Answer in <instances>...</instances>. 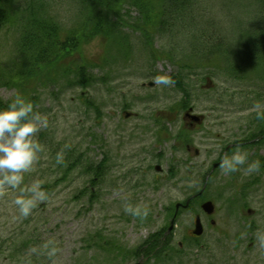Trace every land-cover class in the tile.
Listing matches in <instances>:
<instances>
[{"label":"rangeland","instance_id":"rangeland-1","mask_svg":"<svg viewBox=\"0 0 264 264\" xmlns=\"http://www.w3.org/2000/svg\"><path fill=\"white\" fill-rule=\"evenodd\" d=\"M21 1L23 6L32 4L62 35L75 34L85 25L92 30L97 10L105 9L95 6L92 13V3L86 0ZM196 1L192 9L179 11L181 23L163 31L151 29L145 12L132 0H123L113 11L119 18L108 16L109 40L97 37L82 44V59L92 78L85 89L70 85L78 80L71 75L65 83L59 79L55 86L31 90L38 98L35 111L48 118V128L37 134L45 151L32 170L23 173L20 187L0 196V264H22L29 257L32 264H264V249L256 239L257 232H264V160L251 174L244 171L247 165L232 173L215 171L207 177L202 198L189 212L181 211L173 230L165 233L170 244L163 246L159 234L168 229L175 204L201 189L200 178L218 161L229 138L240 139L250 125L248 118L255 112L245 108L264 104L262 67L257 62L251 67L243 53L261 1ZM15 38L14 32H1L0 62L14 70ZM213 38L219 43H211ZM173 77L180 80L179 90L174 81L158 83ZM16 92L1 87L0 99H14ZM179 102L205 118L197 133L180 128L183 112L178 116L170 109ZM124 112L131 115L125 118ZM258 121L254 126L264 133V122ZM177 137L191 140L199 156L187 155L179 141L175 143ZM61 150L64 163L57 164ZM245 151L249 163L264 157V146ZM102 160L101 177L92 186L93 172L87 168ZM57 180L60 184L51 189ZM35 181H41V188L47 185L42 190L48 199L37 201L23 217L13 201ZM203 200L215 205L214 226L193 240L191 215ZM126 203L146 204L147 218L125 212ZM49 239L59 248L52 257L41 247ZM146 241L155 248L148 256L142 254L147 246L137 251ZM32 247L39 254H30Z\"/></svg>","mask_w":264,"mask_h":264},{"label":"trees","instance_id":"trees-1","mask_svg":"<svg viewBox=\"0 0 264 264\" xmlns=\"http://www.w3.org/2000/svg\"><path fill=\"white\" fill-rule=\"evenodd\" d=\"M18 1L19 0H0V38L3 30H5V33H15L16 38L13 45V52L17 60L16 70H14L15 66L6 68L3 67V64L0 62V82L2 81L0 88L8 87L16 89V93H19L26 100L33 103L35 111L38 98L32 91L36 90L37 87L55 86L59 83V79H61L62 83H65L69 76L75 75L78 77V80L74 81L72 79L70 85H78L83 89L86 88L87 82L92 78L89 77L86 70L88 66L82 59V44L97 37L103 40H109V28L106 27V24L112 21L110 18H119L113 11L121 7L123 0H86L89 4L92 3L93 5L90 4L92 13H96V8L100 6L105 9L97 10V14L94 15L95 23L92 30H87L85 25L80 31L70 35H62V31L58 27L44 20L45 18L35 12L32 4L23 6L20 3L22 1ZM132 1L137 10L145 12L143 15L145 17L146 14L147 25L152 26L151 29L157 27L160 30L163 29V31L167 26H170V24L174 26L178 21L181 23V20H179L181 17L179 11L183 8L187 10L192 9L197 2L196 0ZM260 1V16L254 22L252 29L248 32L247 38L245 39L247 47L243 53L247 54L248 60L251 62V67L255 68L257 62V64L262 67L264 73V0ZM110 4L114 5L110 6ZM116 4L117 6L115 7ZM104 11L105 13H103ZM108 16H110V18ZM117 21L118 20L113 24L116 25ZM240 35L242 36L241 33ZM213 41L214 42L211 43H214V45L219 43V40L215 38H213ZM76 58H79L80 62L76 60V63H74V59ZM73 67L74 71L72 70ZM172 81H174L177 89L181 88L178 78L173 77ZM12 100L13 99L6 101L0 99V108H6ZM177 104L178 105H174L173 108H170L171 110L176 109L177 113H180L181 109L188 106V104L186 105L182 102ZM90 106L93 107V104H90ZM28 118H30V116ZM180 139L182 138L180 137ZM185 143L188 142L185 141ZM103 163L104 160L96 166L94 165L93 167L87 168L89 171L93 172L94 178L91 180L92 186L95 184L94 179L101 177L104 167ZM59 184L57 180L52 183L50 188L52 189V187L58 186ZM46 188L47 185L42 186V189ZM93 199L92 194L90 202H92ZM155 235L156 237L158 236L157 234ZM153 236H151L152 239ZM146 246H150L148 241L139 246L137 250L139 254ZM154 250L155 248L151 246L148 247V252H146L145 249L142 253L148 256Z\"/></svg>","mask_w":264,"mask_h":264},{"label":"clouds","instance_id":"clouds-1","mask_svg":"<svg viewBox=\"0 0 264 264\" xmlns=\"http://www.w3.org/2000/svg\"><path fill=\"white\" fill-rule=\"evenodd\" d=\"M158 83L171 84L170 78L158 80ZM264 104L257 102L253 106L257 119H264ZM30 116V118H28ZM48 118L45 114L34 111L33 103L26 100L19 93L8 104L6 108H0V196L4 195L8 188L20 187L24 180L23 173L32 170L34 163L39 159V154L45 151V145L38 139V133L48 128ZM65 147H68L65 145ZM56 163H64V151L56 153ZM247 165L244 171L246 174L258 172L261 162L254 160L248 162V153L240 145H236L231 155L225 153L221 158L219 167L225 173L239 171L241 166ZM24 193L31 195L25 196ZM48 195L41 188V181L33 182L30 187L21 189V195L17 196L13 203L18 207L19 213L27 217L35 207L37 201H45ZM125 212L141 220L146 219L149 214V207L126 203ZM256 239L260 248L264 249V232H257ZM56 241L49 239L41 247L49 257L55 256L59 251ZM37 247L30 249V254H39ZM24 264H32L29 258Z\"/></svg>","mask_w":264,"mask_h":264},{"label":"flooded vegetation","instance_id":"flooded-vegetation-1","mask_svg":"<svg viewBox=\"0 0 264 264\" xmlns=\"http://www.w3.org/2000/svg\"><path fill=\"white\" fill-rule=\"evenodd\" d=\"M249 111L253 112V108L249 109ZM207 117H209V116H207ZM248 119H252V121L250 122V125H247L246 128L244 129V131H243L244 133L242 134L241 138L238 139L239 136H232V138L234 140H232L231 137L229 138L230 139L229 142H231V143L228 142V143L225 144V147L222 148L223 151L221 152V154L218 155V159H217L218 161L217 162H213V163L210 164L211 167L208 170V173L206 174L205 177H210L211 175L214 174L215 171H217L218 169H221L219 167L221 158L225 155V153H227L228 155H231L232 152L234 151L236 145H240L244 150L249 149L250 147H260V148H262L264 146V143H263L264 142V133L262 132L263 130H259L258 128H256L254 126L255 123H257V121L259 120V119H257V114L250 115ZM183 120H184V124L188 127V130L193 134V133H197L198 128H200L201 125L204 123L205 118L202 120L203 122L202 121L194 122V121H192V120H190L188 118H187V120L183 118ZM220 120H223V118L221 117ZM236 122H239V121H236ZM258 122H264V121H258ZM223 135H224V133H223ZM224 137H225V135H224ZM177 141H178V139L175 141V143ZM178 144H180V147L184 148V151L189 152L190 149H191V148H189V145L182 146V144L180 142H178ZM193 153L196 154V152H194V151H193ZM197 155H198V153H197ZM197 155H195V156H197ZM262 160H264V157L260 160L261 163H262ZM193 202H194L193 200H188L187 199L186 202H185V204L187 203L186 208H183V205L177 204L178 207L176 209V205H175V213H174V215L177 214L179 210H185L186 212L187 211L189 212L191 210L189 208L193 205ZM209 202H211V201H209ZM211 203L214 204L213 202H211ZM214 212H215V210H214ZM203 218L204 219H203V222L201 224L202 225V230H203L202 235L204 234V232L206 230L205 228L207 226H214V221L211 219V216L203 215ZM208 222H209V225H208ZM165 233H164V235L166 236ZM168 235H170V234H168ZM190 237L192 239H196L195 237L192 236V230L190 231Z\"/></svg>","mask_w":264,"mask_h":264},{"label":"water","instance_id":"water-1","mask_svg":"<svg viewBox=\"0 0 264 264\" xmlns=\"http://www.w3.org/2000/svg\"><path fill=\"white\" fill-rule=\"evenodd\" d=\"M203 208L208 213H210L212 211L211 210L212 208H211V205L210 204H206ZM194 235H196V236L200 235V230L199 229L198 230L196 229V231L194 232Z\"/></svg>","mask_w":264,"mask_h":264}]
</instances>
